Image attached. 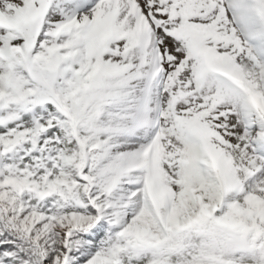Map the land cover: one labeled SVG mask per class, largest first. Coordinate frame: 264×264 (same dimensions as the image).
I'll use <instances>...</instances> for the list:
<instances>
[{
  "label": "snow or ice",
  "instance_id": "snow-or-ice-1",
  "mask_svg": "<svg viewBox=\"0 0 264 264\" xmlns=\"http://www.w3.org/2000/svg\"><path fill=\"white\" fill-rule=\"evenodd\" d=\"M0 264H264V0H0Z\"/></svg>",
  "mask_w": 264,
  "mask_h": 264
}]
</instances>
